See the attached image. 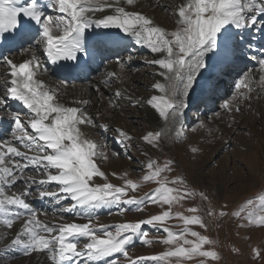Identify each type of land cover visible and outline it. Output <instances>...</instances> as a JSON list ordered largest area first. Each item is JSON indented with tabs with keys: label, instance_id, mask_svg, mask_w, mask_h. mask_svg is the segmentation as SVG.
Listing matches in <instances>:
<instances>
[{
	"label": "snow or ice",
	"instance_id": "6c2138e0",
	"mask_svg": "<svg viewBox=\"0 0 264 264\" xmlns=\"http://www.w3.org/2000/svg\"><path fill=\"white\" fill-rule=\"evenodd\" d=\"M136 5L137 0H0V67L5 68V73L0 74V121L10 136L0 137V225L11 230L17 221H23L7 247L25 257L44 254L51 264H119L120 257L127 264H172L173 258L176 264H183L197 257L205 258L199 264H206L207 258L221 259L218 251L205 250L206 245H215L216 241L189 227L207 229L204 218L197 214L200 208H188L193 213L190 216L172 212L174 206H182L183 201L195 195L209 200L205 192H194L183 177L168 178L173 160L161 164L149 157L142 181L158 186L144 197L129 195L141 183L126 179L127 173L121 177L123 186L108 182L97 164V159H108L106 144L89 139L83 129L90 126L108 131L109 126L96 123L88 111L90 99L80 98L69 105L62 102L58 89L38 78L43 66L37 52L58 64L60 70L75 72L85 70L97 58L106 60L109 55L118 57L116 63L123 70L125 59L120 53L127 51L124 41L128 38L149 49L156 58L147 64L155 66L165 81L152 85L159 94L133 98L127 89L116 88L109 103L118 106L113 103L114 97L117 102L150 106L164 127L149 131L142 139L153 149H162L166 138H174L169 136L170 131H175L176 138L183 134L186 109L192 106L197 88L201 89L202 98L205 94L211 98L218 91L221 77H238L237 95L250 99L254 76L245 69L252 61L259 65V82L264 85V0H181L171 9L159 5L175 17L173 30L141 12L126 10V6ZM48 9L58 15H49ZM257 34L259 48L253 52ZM20 51L30 53V58L15 61L12 53ZM126 59L131 62L134 57L129 54ZM113 79L123 83L122 76L112 72L93 85L94 90L100 92L101 86L112 88ZM13 103L18 107L13 108ZM222 107L229 112L240 110L233 109L231 101ZM200 127H205L203 121ZM116 131L118 143L131 147L133 137L121 129ZM95 177L105 182L97 183ZM18 183L22 190L9 194ZM32 185H37L40 199L50 198L61 206L62 212L75 213L87 223L60 222L62 216L52 222L40 219L46 213L35 209L27 199L34 195ZM49 185L54 188L49 190ZM257 199L264 209V196ZM64 202H69L67 207ZM149 203L162 208L166 205L167 209L135 222L112 226L94 223L101 209L115 207L123 215L128 211L141 212L142 206ZM253 204L248 199L233 215L264 228V215L252 211L246 217L241 215ZM207 214L214 215L211 210ZM219 216L228 217L229 213L221 211ZM172 219L182 221L179 232L168 224ZM144 226L166 234L156 242L169 246L167 251L130 256L137 241L142 245L154 242ZM253 254L262 256L260 250Z\"/></svg>",
	"mask_w": 264,
	"mask_h": 264
},
{
	"label": "rangeland",
	"instance_id": "374dc122",
	"mask_svg": "<svg viewBox=\"0 0 264 264\" xmlns=\"http://www.w3.org/2000/svg\"><path fill=\"white\" fill-rule=\"evenodd\" d=\"M156 1L159 5H165L169 9L175 8L179 4L178 0ZM137 10H140V7ZM158 10L162 17L175 21V17L171 11H165L160 6ZM49 13L52 14L53 11L50 10ZM141 13L146 14L144 12ZM154 21L158 24L156 20ZM125 42L127 51L121 52L120 55L124 59L129 54L134 57L131 67L127 66L126 68L129 80L122 76L123 83L119 81L115 83L117 80L114 79L112 88L107 91L103 88L100 92H96L93 87V85H97L95 76L91 97V101L95 102H91L88 108L91 114L90 108L96 109L99 106L101 109H106L108 107L103 112H100L98 109V116L101 121H96L100 125L103 122L109 126L108 131H105L102 127H97L99 130L101 129V135L99 134L100 136L96 139L97 143L106 144L104 150L108 155V159L101 160L104 162V169L102 171L107 175L108 182L117 186H123L124 180L121 177H125V173H127L126 179H132L134 182L141 183L140 188L135 192L130 191L129 195L138 198L144 197L146 194L153 192L158 186L152 182L142 181L143 175L147 172L146 164L149 157L161 164L168 159L173 160V171L167 174L168 178L171 180L177 176H181L194 192L199 193L203 191L209 196V200L204 201L199 195H195L183 201L182 206L176 205L172 208L174 214L182 213L185 216L193 215V213L187 211L188 208H200V212L197 214L204 218L205 223L208 225L207 229L200 228L198 225L189 227L215 240L216 244L206 245L205 250H216L221 256L219 261L207 258L206 264H264V228L247 223L246 220H241V218L233 215L234 212L239 211L240 207L246 204L248 199H252L254 204L249 206L241 215L246 217L248 211L254 212L255 215H264V209L260 207V201L257 199L264 196V95L261 91H258V87L264 89V85L259 84L258 87L255 85L257 72L253 61L248 63L245 69L246 72L251 71L254 74L250 99L245 100L242 96H239L241 99L235 107L239 108V111H235L236 113L232 112V115H229V111L227 112L226 110V112L222 113L223 108L219 107L221 96L230 98L235 86L233 82L236 77L223 76L220 78L221 82L217 93L213 95L214 97L211 96L209 98L205 94L201 100V89H196L193 104L186 109L182 128L183 134L176 138L175 131H172L174 138L168 142V146L165 144L162 149H153L151 146L146 145L142 137L149 131H159L162 127H157L150 119L149 106H133L124 101L120 103L114 97H112L113 103L118 104V106L113 107V104L109 103L111 93L116 89V86L121 90L127 89V93L132 95L133 98L141 97L146 99L155 91L152 85L160 82L157 68L147 64L148 60L156 58L154 54L146 51L144 47L136 45L133 40V43L128 40ZM138 46L144 51L140 52ZM254 48L256 46L253 40ZM113 58L118 57L109 55L102 65L99 64V69L96 73L99 76L98 78L104 74L106 75L107 72H109L108 74L113 72L109 64H107ZM240 67L243 68L244 65L240 64ZM130 73L131 75H129ZM101 100L104 102H101ZM70 102L68 101L67 104ZM121 104L126 109L124 110L125 114L120 115L123 120L120 118L113 121V118H117L116 112L121 108ZM202 121L205 124L203 128L200 127ZM192 125L196 126V131L191 134ZM116 129H121L133 137L131 147L125 148L122 144L118 143L120 137ZM5 134L9 136L5 125L2 124L0 126V137L6 136ZM193 148L197 149V151H193ZM113 153H117L118 155H113ZM113 173L115 175H112ZM94 179L97 183L105 182L100 177H95ZM48 187L49 190H52L54 185H49ZM37 193L38 190L35 194ZM68 203L65 202L64 206L67 207ZM55 207L59 211L53 214L61 212L60 214H63L65 221L68 222V219H66L67 213L60 210L61 206L56 204ZM142 207L143 211L141 212L128 211L123 215L119 214L115 207L111 210L105 208L99 210L101 212H97V218L94 220V223L112 226L124 222H135L146 219L151 215L159 214L167 209L166 205L162 208L160 205L151 203ZM209 210L214 215L209 216L207 214ZM221 211L228 212L229 216L220 217L219 212ZM70 218H78L80 222L87 223V219L81 216L73 215ZM241 223L244 224V227L239 226ZM168 224L173 226V231L176 232H179L183 227V223L179 219H172L168 221ZM144 230L148 231V238L153 239L154 242L150 245H142L137 241L135 246L130 249V256H151L168 250L169 246L156 242L166 234L162 232L158 233L150 226H144ZM189 238L192 239V237ZM254 250H260L262 256L260 258L255 257L253 254ZM202 259L205 258L197 257L191 261H184L183 264H199ZM119 264H127V262L123 257H120ZM172 264H176L175 258L172 259Z\"/></svg>",
	"mask_w": 264,
	"mask_h": 264
},
{
	"label": "bare ground",
	"instance_id": "6f19581e",
	"mask_svg": "<svg viewBox=\"0 0 264 264\" xmlns=\"http://www.w3.org/2000/svg\"><path fill=\"white\" fill-rule=\"evenodd\" d=\"M180 2H181V0H178V3H180ZM152 5H156V6H152ZM138 7H140V10H137ZM158 8H159V4H158V2L156 0H137L136 7L133 8V6H126V10L144 12V13H146L145 15H147L149 17H152L154 20H156L158 22V24L164 26L166 29L173 30L174 29L175 21L173 19L170 20V18L167 19V18L162 17L161 14H160V11L158 10ZM50 10L51 9H48L47 10L49 15H53V16L58 15V13H55L54 11H53L52 14H50L49 13ZM108 31H111L113 33L118 32V30H116V29H110ZM126 40L131 41V43H133L131 38H128ZM258 40H259V35L257 34L256 37H255V39H254V44H255L256 48L253 49L254 50L253 52L257 51L255 49H258L257 46H259V45L256 42ZM125 41H124V44H126ZM138 48H140V47L138 46ZM144 49L146 51H149V49H147L146 47H144ZM138 50H140V52L144 51V50H142V48H140ZM30 55H31L30 53H26V52L20 51L19 54L14 53V55H12V57H13V59L15 61L22 62L24 59L30 58ZM37 55L39 56L40 61H41V64L43 66V68L41 69L40 73H38V78L41 79V80H43L45 82V84L48 85L50 88L58 89L62 93V95L60 97V99L62 100V102L67 103L68 101H71L69 103V105H72V102L74 100H77V99H80V98H83V99H87L88 98V99L91 100V97H92V94H93L92 93V90H93L92 89L93 81H95V79H96V84L98 85L100 81H102L103 79H105V78L108 77V73L109 72H107L106 75L105 74L102 75L100 78H98L99 76L96 74L97 72H94V74H92L93 78H92L91 81H88L87 82V81H84L83 80V81H80V82L74 81V82L69 83V82H67V81H65L63 79H58L56 77H52L50 75V73H49V70L47 69L46 56L41 55L40 54V51L37 52ZM116 60H117V58H113L107 64H109V66L113 70V72H116V73L120 74L121 76H124L126 79L129 80V76H128V74H126V72H127L126 68H127V66L128 67L129 66L131 67V64H132V62L134 60H132L131 62H127V59H125V68L123 70H121L120 66L116 63ZM105 61L106 60H104V59L97 58V62H99V63H101V62L104 63ZM253 65H254V68L256 69V72H257L256 73V77H255L256 82L255 81L254 82H255V85L258 87L259 84H260L259 77H260L261 73L259 72V68H258L259 65L255 61H253ZM254 68H252V69L255 70ZM43 69H47L48 71L45 72V71H43ZM3 73H5V68L4 67H0V74H3ZM129 75H131V73ZM95 76H96V78H95ZM253 76H254V74H253ZM158 77H160L159 78V81L162 83L164 81V79L161 76H159V75H158ZM238 79L239 78L236 77L234 79V82L233 83H235V81L238 80ZM113 81H115V80L113 79ZM0 82H2V81H0ZM117 82L118 81H116L115 83H117ZM117 87L118 86H116V88ZM101 89H103V86H101ZM105 90L107 91L108 89H105ZM263 90L264 89H261V88L258 87V91H261L262 94L264 95ZM232 92H233V94H232V96L230 98H225V96H221V98H220L221 103L219 102L220 103V105H219L220 108H223L222 105L226 101H231L232 102V107H233V109H235V107L237 106L236 104L239 103L238 101L241 99V97H239L237 95L238 90L235 88V86H234V89L232 90ZM153 94H159V93H158V91L155 90L153 92ZM98 97H100V96H98ZM202 99L203 98H201V100ZM91 102H95V101L92 100ZM101 102H104V101L101 100ZM120 103H123V101H120ZM16 107H18V105H16L15 103H13V108H16ZM98 109L100 110V112H103V111H106L108 109V107L106 109H104V108L101 109V108H99V106H97L96 109H91L90 108V111L92 112L91 114L93 115V117H95V120L96 121H99L100 120V117L98 116ZM11 110H12V108L9 109V111H11ZM124 110H126V109L123 108V106L121 104V108H119L118 112H116V114H117L116 117L117 118H113V121H116V120L120 119L121 116L123 114H125L124 113ZM221 111H222V109H221ZM224 112H226V109L223 108L222 113H224ZM227 112H228V110H227ZM232 112L233 113H236L235 110H233V111L229 112L230 114L229 113L228 114L229 115H232L231 114ZM2 115H3V113H0V116H2ZM149 115H150V119L155 123V125L157 127H160V128L161 127L162 128L164 127L163 120L158 118V114H156L155 111L150 108V106H149ZM6 119H7V117H5V120ZM122 120H120V122H122ZM226 122H227V120H226ZM2 124H4V123L2 121H0V126ZM101 124L103 125L104 123L102 122ZM192 126H191V132H190L191 134L194 132L192 129H194L196 127V126H193V128H192ZM83 130L86 131V133L88 135V138L89 139H92L94 141H96L97 137L101 135V132H100L101 129L99 130L98 128H93V127H90V126H86V127H84ZM135 135H136V133H135ZM169 136H172L173 137L172 131L169 132ZM170 140L171 139H167L166 138L164 145L166 144L168 146L169 145L168 142ZM102 161L103 160H101V159H97V164L101 168V170L104 169V166H103L104 165V162H102ZM124 163H126V162H124ZM31 189H32L34 195L33 196H29L27 198L28 201L33 205V207L35 209L39 210L40 212L46 213V215H40V217H39L40 219L45 220V221H48V222H52L54 220H59L60 217L62 216L63 217V221H60V222H66L65 219H64L63 214H60L61 212L60 213H57V214H53V213L58 212L59 209L57 210V208L55 207L56 204L50 198L40 199L39 196H38V193L35 194V192H37V190H38L37 185H32L31 186ZM19 190H22V184L21 183H18L17 186L13 187L10 190L9 194H11L12 192H17ZM98 212H101V211H98ZM64 213H66V212H64ZM73 215H76V214L75 213H67V218L66 219H68V222H76V223L83 224V222H80V220L78 218H70ZM22 223H23L22 220L17 221L15 223V225H14V228L11 229V230H8V229L4 228L2 225H0V264H51V262L47 260V257L44 254H40L39 256H37L36 254H33L30 257H25L22 254V252H19V251H16V250L12 249V248L7 247V245H9L11 243V240L14 238L16 232H18L20 230V228L22 226Z\"/></svg>",
	"mask_w": 264,
	"mask_h": 264
}]
</instances>
